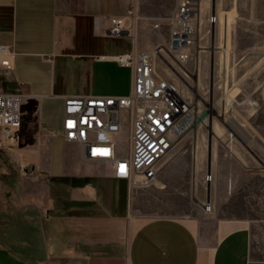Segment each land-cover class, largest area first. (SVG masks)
Instances as JSON below:
<instances>
[{
  "label": "crops",
  "instance_id": "crops-1",
  "mask_svg": "<svg viewBox=\"0 0 264 264\" xmlns=\"http://www.w3.org/2000/svg\"><path fill=\"white\" fill-rule=\"evenodd\" d=\"M243 1L264 12V0L236 5ZM143 7L136 0H0V45L11 50V68L0 66V94L22 95L19 140L28 145L33 177V198L11 206L12 222L28 225L27 234L18 235L19 226L13 236L17 264L25 261V239V264H264V247L248 226L221 224L208 249L190 223L133 215V187L61 136L64 97L130 92V69L112 57L147 46L115 37L129 38L130 47L113 51L106 31L110 18L132 8L143 15ZM223 22L227 27L229 17Z\"/></svg>",
  "mask_w": 264,
  "mask_h": 264
},
{
  "label": "rangeland",
  "instance_id": "rangeland-1",
  "mask_svg": "<svg viewBox=\"0 0 264 264\" xmlns=\"http://www.w3.org/2000/svg\"><path fill=\"white\" fill-rule=\"evenodd\" d=\"M146 3L143 16L161 22V27L152 30L146 21L137 28L134 44L146 45L137 47L143 51L167 45L170 27L166 24L178 0H165L158 7ZM201 5L193 44L183 57L164 54L165 65L157 60L156 71L179 87L203 123L177 141L157 182L131 188L132 214L190 223L208 249L221 224L248 226L264 247V12L253 11L245 1L237 6L236 0H201ZM212 6L217 21L210 25ZM224 17H229L227 27ZM110 42L113 51L130 47L127 37H112ZM209 142L211 175L207 172ZM117 144L126 155V136L121 135ZM27 149L19 140L13 150H0V264L19 263L13 236L17 237L19 226L18 235L28 230L27 224L12 222L11 211L13 204L33 198L28 193L33 177ZM9 162L11 169L6 168ZM206 203L209 210L204 209ZM20 245L25 260L20 264H25L27 240Z\"/></svg>",
  "mask_w": 264,
  "mask_h": 264
},
{
  "label": "built area",
  "instance_id": "built-area-1",
  "mask_svg": "<svg viewBox=\"0 0 264 264\" xmlns=\"http://www.w3.org/2000/svg\"><path fill=\"white\" fill-rule=\"evenodd\" d=\"M154 0H136L145 3ZM197 0H178L176 10L168 20L170 27L165 47L154 46L149 51L135 47L115 55L112 60L130 69L131 89L126 96H74L63 99L61 136L66 143L80 145L83 156L93 161L109 163L113 176L124 179L129 186L151 185L173 152L175 145L190 130L191 102L169 79L160 78L156 61L163 55L178 58L193 44L197 34ZM129 19V20H127ZM158 30L161 22L137 15L132 8L126 17H113L106 31L111 37L130 36L144 22ZM217 21L210 13L209 24ZM8 46L0 45V66L11 68ZM165 65V64H164ZM22 121V95L0 94V150H13L19 141ZM54 136V131L48 132ZM125 135L127 154L122 155L117 139ZM211 179L208 176L207 181ZM209 204L204 205L209 210Z\"/></svg>",
  "mask_w": 264,
  "mask_h": 264
},
{
  "label": "bare ground",
  "instance_id": "bare-ground-1",
  "mask_svg": "<svg viewBox=\"0 0 264 264\" xmlns=\"http://www.w3.org/2000/svg\"><path fill=\"white\" fill-rule=\"evenodd\" d=\"M197 2H198V11H199V13H198V20H199L200 19V17H199V15H200V6H199L200 0H198ZM164 64H165V62H164ZM155 65H156V63H155ZM196 113L197 112H195L193 110V107H191V109H190V117H191V120L188 121L189 122V125H190V130L189 131L193 130L194 127H195V125L199 124V122L200 123H203V121H199V118L195 116ZM238 130H240V129H238Z\"/></svg>",
  "mask_w": 264,
  "mask_h": 264
},
{
  "label": "water",
  "instance_id": "water-1",
  "mask_svg": "<svg viewBox=\"0 0 264 264\" xmlns=\"http://www.w3.org/2000/svg\"><path fill=\"white\" fill-rule=\"evenodd\" d=\"M210 165H211V145L210 142L208 144V168H207V172H210Z\"/></svg>",
  "mask_w": 264,
  "mask_h": 264
}]
</instances>
